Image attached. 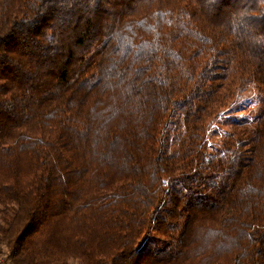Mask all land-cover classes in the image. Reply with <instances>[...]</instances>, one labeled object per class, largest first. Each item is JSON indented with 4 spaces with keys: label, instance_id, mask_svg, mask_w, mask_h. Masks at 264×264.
Wrapping results in <instances>:
<instances>
[{
    "label": "trees",
    "instance_id": "trees-1",
    "mask_svg": "<svg viewBox=\"0 0 264 264\" xmlns=\"http://www.w3.org/2000/svg\"><path fill=\"white\" fill-rule=\"evenodd\" d=\"M0 254L264 264V0H0Z\"/></svg>",
    "mask_w": 264,
    "mask_h": 264
},
{
    "label": "rangeland",
    "instance_id": "rangeland-1",
    "mask_svg": "<svg viewBox=\"0 0 264 264\" xmlns=\"http://www.w3.org/2000/svg\"><path fill=\"white\" fill-rule=\"evenodd\" d=\"M253 93L246 90H241V95L236 98L235 101L229 106V108L224 114L214 119L210 125V129L208 131V135L206 138V142L209 146V151L212 153L215 151L217 147L221 144L224 136L230 130L231 124L237 121H243L251 116H254L257 111V105L254 104L252 100ZM231 121V123H226L225 120ZM73 264H82L81 261L76 260Z\"/></svg>",
    "mask_w": 264,
    "mask_h": 264
},
{
    "label": "built area",
    "instance_id": "built-area-1",
    "mask_svg": "<svg viewBox=\"0 0 264 264\" xmlns=\"http://www.w3.org/2000/svg\"><path fill=\"white\" fill-rule=\"evenodd\" d=\"M0 264H9V263L6 261L5 257H4L3 255H1V254H0Z\"/></svg>",
    "mask_w": 264,
    "mask_h": 264
}]
</instances>
